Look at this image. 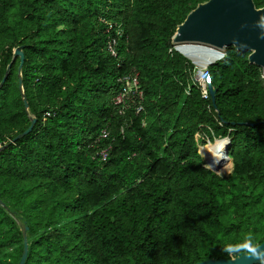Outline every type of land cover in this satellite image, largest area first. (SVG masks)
<instances>
[{"label": "trees", "instance_id": "1", "mask_svg": "<svg viewBox=\"0 0 264 264\" xmlns=\"http://www.w3.org/2000/svg\"><path fill=\"white\" fill-rule=\"evenodd\" d=\"M207 1L0 0V81L23 46L29 105L16 59L0 88V146L36 119L0 152V264L19 263L24 228L25 264H197L229 260L221 248L249 234L264 241L261 71L232 47L216 52L215 94L203 98L171 43ZM105 22L123 30L118 59ZM132 70L143 112L120 115L118 80ZM199 133L229 136L228 176L202 167Z\"/></svg>", "mask_w": 264, "mask_h": 264}, {"label": "water", "instance_id": "2", "mask_svg": "<svg viewBox=\"0 0 264 264\" xmlns=\"http://www.w3.org/2000/svg\"><path fill=\"white\" fill-rule=\"evenodd\" d=\"M262 25H264V7L256 9L252 0H208L197 5L187 15L184 22L176 28L171 43L173 46L181 43L212 46L220 50V54L227 48L232 47L238 53L248 54V63L260 69L261 78L264 80V27ZM16 59L19 61L17 68L18 91L24 110L28 114L29 105L22 84L23 46H19L12 51V58L0 81V88L9 76L10 69ZM207 87V91L213 99L215 92L212 90L210 83ZM35 123L36 119L31 118L28 129L14 137L8 144L0 146V152L27 136L32 131ZM246 125L250 126V124ZM260 125L264 126V120ZM26 231L27 228H24L23 250L18 264H25L27 258ZM260 246L264 247V241ZM197 264H259V261L249 259L247 256H240L235 258L234 261L230 259H211Z\"/></svg>", "mask_w": 264, "mask_h": 264}, {"label": "built area", "instance_id": "3", "mask_svg": "<svg viewBox=\"0 0 264 264\" xmlns=\"http://www.w3.org/2000/svg\"><path fill=\"white\" fill-rule=\"evenodd\" d=\"M105 25H106V34L109 35L107 38L106 51L111 56V58L118 59L117 41L119 38L123 36V30L121 26L114 27L112 24H109L107 22H105ZM118 83L120 85L119 93L113 99V104L116 107L118 114L123 115L128 110L135 112L136 115L143 112V93L139 85L137 72H135L134 70L130 71L126 76L119 79ZM205 95L207 96V92L205 93ZM206 96H204L203 98H206ZM197 135H200L203 138H205L207 142L201 144L202 142L199 140ZM107 138H108V131L104 129L99 135V137L97 138V141L106 140ZM214 138L226 140L227 145L229 147V144H230L229 136L218 137V138L214 137ZM195 144H196L197 152L199 153L200 157L203 160L202 167L204 169L210 171L211 173L219 177H225L230 174L231 169H232L231 163H230V168L227 169L223 165L221 158H219L218 156L210 157L207 152V155L209 156V161H207L204 155L201 153L200 151L201 149H205L209 146V140L205 134H200V133L196 134ZM108 150H102L98 154L102 158L103 161H105L107 158ZM226 151L227 150L224 151V157L228 161Z\"/></svg>", "mask_w": 264, "mask_h": 264}, {"label": "rangeland", "instance_id": "4", "mask_svg": "<svg viewBox=\"0 0 264 264\" xmlns=\"http://www.w3.org/2000/svg\"><path fill=\"white\" fill-rule=\"evenodd\" d=\"M178 45H180L178 47H180V49H182V51L184 52L185 55L188 56V58L190 56H195V55L198 56V57L200 56V60H201L200 64L202 63L203 56L198 55V54L206 55L207 58L211 59L210 61L207 62V64L205 65L204 68H202V67L198 68L196 66L199 65V64H196L191 59L189 61L188 59H186L184 57L194 67V71H193V75H192V80H193L192 85H196L200 89V92H201V94H203L202 95L203 97L206 96L205 93L207 92L208 87H207V84L203 80V75H204V72H206L208 70L209 64L213 63V60L216 59L215 53L216 52H221V51L218 50L215 47L204 46V45H201V44L181 43V44H178ZM173 49L176 50V45L173 46ZM202 66H203V64H202ZM197 136H198L199 140L202 142L201 144L207 142V140L205 138H203L202 136H200V135H197ZM213 138H214V135H212L211 138H208L209 146L214 142L215 138L214 139ZM198 155H199V153H198ZM201 161L203 162L202 158H201Z\"/></svg>", "mask_w": 264, "mask_h": 264}, {"label": "clouds", "instance_id": "5", "mask_svg": "<svg viewBox=\"0 0 264 264\" xmlns=\"http://www.w3.org/2000/svg\"><path fill=\"white\" fill-rule=\"evenodd\" d=\"M262 27H264V25H262ZM222 54H220L221 55L220 58H222ZM205 74H207V71L204 72V75ZM203 80H204V78H203ZM204 82H205V80H204ZM209 82H205V83L208 85ZM228 154L229 153H228V149H227L226 155L229 158V161H230L231 166H232V161H231V158L229 157ZM202 165H203V162H202ZM221 251L223 253H225L226 255H228L231 261H234L235 258H238L240 256H247L249 259H254V260L259 261V264H264V247H261L259 244H256L254 242V238L251 236V234H249L248 236H246L245 239H244V241L241 242V243H238V244H227V245H225L224 247L221 248Z\"/></svg>", "mask_w": 264, "mask_h": 264}, {"label": "bare ground", "instance_id": "6", "mask_svg": "<svg viewBox=\"0 0 264 264\" xmlns=\"http://www.w3.org/2000/svg\"><path fill=\"white\" fill-rule=\"evenodd\" d=\"M193 44H196V43H193ZM212 47V46H211ZM198 55H201L203 56L202 58V63L200 64L201 60H200V56H190L188 58V56L186 55V59H188L190 61V59L195 62L196 64H199L197 65L196 67H202L204 68L205 65L207 64L208 61H210L211 59L207 58L206 55H202V54H198ZM203 64V66H202ZM209 64V63H208ZM212 63L209 64V66L211 65ZM228 149V145H227V141L226 140H223V139H215L214 142L207 148L205 149H201V153L204 155L205 159L207 161H209V156L210 157H219L221 158L222 162H223V165L229 169L230 168V161H229V158H228V161L226 160V158L224 157V151ZM207 152H208V155H207ZM26 236V235H25ZM23 241V240H22ZM22 254V253H21ZM21 257V256H20Z\"/></svg>", "mask_w": 264, "mask_h": 264}]
</instances>
